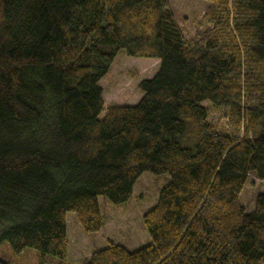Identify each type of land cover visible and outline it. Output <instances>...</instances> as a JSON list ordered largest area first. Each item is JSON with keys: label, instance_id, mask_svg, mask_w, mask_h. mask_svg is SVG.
<instances>
[{"label": "trees", "instance_id": "obj_1", "mask_svg": "<svg viewBox=\"0 0 264 264\" xmlns=\"http://www.w3.org/2000/svg\"><path fill=\"white\" fill-rule=\"evenodd\" d=\"M206 1L188 38L169 0H0V247L70 264L67 213L99 232L101 201L152 172L170 180L142 217L150 242L85 264H264V192L241 199L264 180V0ZM123 50L159 70L138 103L106 106Z\"/></svg>", "mask_w": 264, "mask_h": 264}, {"label": "rangeland", "instance_id": "obj_2", "mask_svg": "<svg viewBox=\"0 0 264 264\" xmlns=\"http://www.w3.org/2000/svg\"><path fill=\"white\" fill-rule=\"evenodd\" d=\"M171 9L185 36L195 37L197 32L207 25L203 16L211 3L206 0H169ZM160 60L145 57H131L126 51H121L108 75L101 81L104 88L106 106L114 104H136L143 93L139 83L143 79L152 78L159 70ZM208 106L210 119L220 129L233 131L227 125L224 113L211 104ZM170 180L168 174L145 172L137 181L134 196L124 205H114L102 200L105 225L99 232H86L78 223L75 212L67 213L69 233L70 264H85L93 251L105 248L110 241L119 243L129 249L146 245L151 238L144 226V213L156 205L161 188ZM264 192V180L251 174L241 199L247 211L256 206V199ZM0 259L8 260L10 264H59L58 258L49 255L46 262L41 263L40 253L27 248L21 254H15L11 245L5 242L0 247Z\"/></svg>", "mask_w": 264, "mask_h": 264}]
</instances>
